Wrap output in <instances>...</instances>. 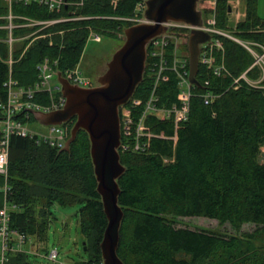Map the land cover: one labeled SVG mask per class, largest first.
<instances>
[{
	"label": "trees",
	"instance_id": "trees-1",
	"mask_svg": "<svg viewBox=\"0 0 264 264\" xmlns=\"http://www.w3.org/2000/svg\"><path fill=\"white\" fill-rule=\"evenodd\" d=\"M137 1L120 0L114 9L109 0H82L76 12L89 19L55 23L37 31L34 35L39 37L35 39L28 35L36 29L19 27L24 24L20 18L55 20L68 16L70 6L50 12L36 3H13L10 13L17 27L12 29V38L18 41L13 43L9 67L7 31L2 28L8 24L9 7L0 0V106L8 98V79L11 77L21 88L32 86L38 80L37 66L45 59L62 74L74 68L89 27L106 37L123 34L133 24L118 18L131 17ZM244 2L245 17L234 28V35L255 43L256 53L262 54L264 18L257 16V0ZM227 15L225 5L220 4L219 27H225ZM221 41L227 73L216 77L199 66L196 79L200 87L192 89L188 119L175 129L172 120L148 117L145 129L158 137L146 140L144 152L118 150L125 172L117 180L118 204L124 214L117 256L124 264H264V163L257 161L264 149V88L251 87L242 79L237 88L234 84L243 73L256 80L261 72L243 46L228 38ZM182 49L188 53L187 45ZM220 60L217 55V62ZM148 62L149 58L132 97L145 100L149 94ZM166 75L168 81L159 85L157 94L168 106L175 103L178 89L174 74ZM260 85L264 87V78ZM205 92L216 96L212 103L204 104ZM31 101L47 105L50 95L37 92ZM3 115L0 108V120ZM16 118L26 124L36 122L25 111ZM74 122L75 118L70 130ZM174 134L175 144L170 140ZM36 140L20 136L10 139L6 178V201L14 206L10 227L44 241L54 216L51 208L79 206L76 216L86 260L78 264L101 263L99 245L107 220L96 191L87 133L79 130L68 151ZM3 184L0 176V208L5 197ZM194 217L216 220L221 226L228 224L237 234L225 236L177 226L180 218ZM246 224L254 227L252 232H241ZM27 258V253L11 255L6 264H29Z\"/></svg>",
	"mask_w": 264,
	"mask_h": 264
},
{
	"label": "built area",
	"instance_id": "built-area-1",
	"mask_svg": "<svg viewBox=\"0 0 264 264\" xmlns=\"http://www.w3.org/2000/svg\"><path fill=\"white\" fill-rule=\"evenodd\" d=\"M9 7V14L7 18L11 22L13 19L10 13V8L13 3L31 4L36 3L39 6L45 7L50 12H54L62 7L66 9L70 6L68 16L61 17L55 20L39 21L28 18H21L24 24L19 27H30L36 30L30 34L33 35L37 31L45 29L55 23L82 21L89 19L79 15L76 9L82 5V0L78 2H68L67 0H5ZM120 0H109L112 8H116ZM146 0H138L134 6L133 15L129 18H124L123 21L137 24L144 21L143 12L145 10ZM224 4L227 9V17L229 19L235 18L240 22L245 17L240 12L241 0H199L198 10L202 14V24L198 27L188 25L185 23L169 22L164 24L167 29L163 34L152 38L147 45V59L149 58V77L151 79V87L149 94L145 100L131 97L128 103L123 106L120 112V132L121 139L124 142L120 143L119 149L121 151L132 150L134 152H144L146 150V140L152 137H158L149 133L145 129V123L148 117H153L157 120H172L174 128L178 124L185 122L188 119L190 102L192 98V89L196 86L189 81V66L188 53L182 47L187 45L190 32L197 30L208 34L210 39L199 45L198 65L205 68L216 77H222L227 72L225 70L222 59V38H228L240 44L244 48H248L247 43H242L240 40L230 36L222 27L218 26L217 14L220 4ZM231 17V18H230ZM226 26V25H225ZM12 26L8 28L7 37L9 35V58L7 63L9 67L12 64L11 52L13 48L12 42ZM89 39H98L94 35L93 30L89 27ZM18 41V39H15ZM15 43V42H14ZM249 49V48H248ZM250 50V49H249ZM251 51V50H250ZM252 52V51H251ZM217 55L221 56L220 62H217ZM264 58V50L262 55L255 54V62L253 65H259L262 69L261 77L256 82H250L243 73L240 77L234 80V84L239 86V80H244L248 85L254 88H264L260 85L264 78V67L259 64ZM56 63V62H55ZM54 63V64H55ZM264 65V64H263ZM38 80L28 88H21L17 86L11 78L5 84L8 89V98L5 104L0 108L3 110V118L0 120V176L4 179L2 190L4 192V203L0 208V264H6L9 261V256L25 253L24 245L28 242L30 237L18 232L10 227V211L14 206H10L6 201V193L8 186L6 184L7 169H8V149L10 139L12 136L37 138L36 142H43L56 149H62L70 135L69 125L71 121L65 122L61 125H54L45 127V133L33 132L26 127V123L22 122L16 115L19 112L32 109L39 112H52L61 109L65 105V98L60 92L58 83H54L57 72L53 69L50 61L45 59L37 66ZM174 74L177 82V95L175 103L171 105H164L160 102L157 94V89L162 82L168 81L167 73ZM71 84L83 88L92 87V83L82 76L78 68H71L65 70L62 74ZM207 85V82H205ZM37 92H48L50 101L47 105H40L31 101L34 94ZM216 96L211 92H205L202 95L204 104H210L214 101ZM175 144L177 137L174 134L170 138ZM118 149V150H119ZM166 161V160H165ZM58 256L56 249L51 250L47 257L51 261H55Z\"/></svg>",
	"mask_w": 264,
	"mask_h": 264
},
{
	"label": "water",
	"instance_id": "water-1",
	"mask_svg": "<svg viewBox=\"0 0 264 264\" xmlns=\"http://www.w3.org/2000/svg\"><path fill=\"white\" fill-rule=\"evenodd\" d=\"M198 1L146 0L144 21L123 30L124 41L106 63V69L97 78L96 86L79 87L57 72L56 80L66 100L65 105L59 110L46 113L27 110L44 127L61 125L75 118L69 138L60 151L69 150L79 130L88 135L96 191L101 197L107 220L99 245L102 256L99 264H124L117 256L119 231L124 216L118 204L120 189L117 180L125 172L118 152L121 143L120 107L128 103L142 81L147 45L152 38L166 31L164 24L175 22L196 27L202 24ZM209 39L208 34L197 30H192L188 38L189 81L196 87H200L196 79L199 45ZM257 161L259 164L264 163V152L260 153Z\"/></svg>",
	"mask_w": 264,
	"mask_h": 264
},
{
	"label": "rangeland",
	"instance_id": "rangeland-1",
	"mask_svg": "<svg viewBox=\"0 0 264 264\" xmlns=\"http://www.w3.org/2000/svg\"><path fill=\"white\" fill-rule=\"evenodd\" d=\"M240 12L244 15L245 12V2L241 0ZM257 16L260 19L264 18V0H257L256 5ZM7 18V17H6ZM231 18V17H230ZM123 20L124 18H118ZM226 26L224 30L232 37L236 38L234 35V28L239 23L235 18H227ZM8 20V24L6 27L10 28L11 25L14 26L12 22ZM5 27V26H3ZM2 27V28H3ZM8 28H4L7 32H9ZM14 29V28H12ZM12 32V31H11ZM109 32V31H106ZM94 35L98 36V39L94 38L89 39L87 37L84 50L80 57L79 63L74 67L78 68L80 73L84 78L93 83L97 84V78L105 71L106 63L110 60L112 54L122 45L124 41V35L118 33L115 37H106L104 34L97 33L93 30ZM112 33V32H110ZM36 37L34 34L31 35ZM30 37V35H28ZM237 40H240L236 38ZM242 43L246 41L240 40ZM5 42L9 46V35L5 39ZM16 42L14 38H12V44ZM247 47L245 49L253 56L255 62V54L256 51L254 46L255 43L246 42ZM262 48V47H261ZM264 50V48H262ZM263 54V52H262ZM258 54V55H262ZM261 64L264 67V58ZM258 66L260 72L262 69ZM261 77V75H260ZM260 77L256 80H250L247 77L248 81L256 82L260 79ZM237 79V78H236ZM262 81V80H261ZM54 83H57L56 77L54 79ZM26 127L33 132L45 133L47 129L44 126H41L37 122L27 123ZM1 128V125H0ZM264 152V149L261 150ZM79 206H67L62 207L59 205H54L51 210L53 211V218L50 220L48 224V228L46 231V237L44 241H38L35 237H30L28 242L24 245V251L27 253L28 258L27 262L29 264H78L82 261H85L84 254V239L79 230L78 217L76 216V212ZM178 227L187 226L190 229H207L212 231H217L225 236H232L237 234L231 229L228 224L223 226L219 225L216 220L202 218V217H194V218H180L177 221ZM254 227L252 225L246 224L241 228V232H252ZM56 249L58 252V256L55 261H51L48 259V253Z\"/></svg>",
	"mask_w": 264,
	"mask_h": 264
},
{
	"label": "bare ground",
	"instance_id": "bare-ground-1",
	"mask_svg": "<svg viewBox=\"0 0 264 264\" xmlns=\"http://www.w3.org/2000/svg\"><path fill=\"white\" fill-rule=\"evenodd\" d=\"M79 14V13H78ZM21 19V18H20ZM12 22V21H11ZM4 29V28H3ZM6 29V28H5ZM263 51V50H262ZM12 57V56H11ZM8 60V59H7ZM49 60V59H48ZM263 61V60H262ZM261 63V62H260ZM11 69V68H10ZM11 73V72H10ZM11 78V77H10ZM12 79V78H11ZM18 84V83H17ZM32 85V84H31ZM19 86V85H18ZM27 87V86H26Z\"/></svg>",
	"mask_w": 264,
	"mask_h": 264
},
{
	"label": "flooded vegetation",
	"instance_id": "flooded-vegetation-1",
	"mask_svg": "<svg viewBox=\"0 0 264 264\" xmlns=\"http://www.w3.org/2000/svg\"><path fill=\"white\" fill-rule=\"evenodd\" d=\"M97 84L93 83V86H96Z\"/></svg>",
	"mask_w": 264,
	"mask_h": 264
}]
</instances>
